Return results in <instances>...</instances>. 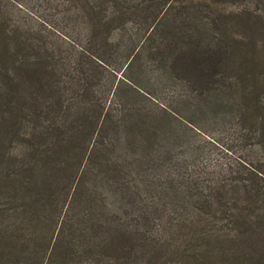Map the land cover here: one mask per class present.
<instances>
[{"label": "trees", "instance_id": "1", "mask_svg": "<svg viewBox=\"0 0 264 264\" xmlns=\"http://www.w3.org/2000/svg\"><path fill=\"white\" fill-rule=\"evenodd\" d=\"M233 1L0 0V264H264V14ZM222 123L255 154L208 155Z\"/></svg>", "mask_w": 264, "mask_h": 264}, {"label": "rangeland", "instance_id": "2", "mask_svg": "<svg viewBox=\"0 0 264 264\" xmlns=\"http://www.w3.org/2000/svg\"><path fill=\"white\" fill-rule=\"evenodd\" d=\"M234 3H226L227 6H231L232 8H241V7H250L262 14H264V0H237L233 1ZM224 31V30H223ZM226 34H243V27H239L236 24L228 27L225 30ZM212 32L205 33L206 38H210ZM213 38V37H212ZM258 39L260 40V44H264V33H260L258 35ZM262 72L264 75V68H262ZM262 98L264 100V92L262 93ZM207 140L202 141V144L206 146V151L208 155H211L213 159H219L221 157L226 158V154L224 152L223 146L230 144L235 152V154H241L249 152L250 154H255L256 147L252 148L247 146L243 147V139L242 135L238 131V128L235 125H228L222 123L220 127L215 128L212 131L211 135H207Z\"/></svg>", "mask_w": 264, "mask_h": 264}]
</instances>
